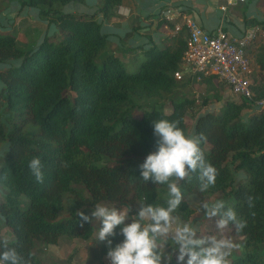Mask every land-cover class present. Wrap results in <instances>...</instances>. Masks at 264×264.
I'll use <instances>...</instances> for the list:
<instances>
[{
  "label": "trees",
  "instance_id": "obj_1",
  "mask_svg": "<svg viewBox=\"0 0 264 264\" xmlns=\"http://www.w3.org/2000/svg\"><path fill=\"white\" fill-rule=\"evenodd\" d=\"M7 1L19 9L37 10L41 20L58 29L25 50L14 34L0 26V64H6L0 67V144H6L0 159L4 190L0 217L13 233L9 246L17 247L31 264H45L35 251L37 241L49 245L62 236L89 239L93 235L92 223L81 226L79 211L90 214L87 208L103 200L127 202L132 214L141 203L167 207V186L145 182L138 165L155 150L154 120L177 121L189 135L186 115L197 100L177 90L198 85L203 94L200 105L222 102L217 110L198 114L192 129L193 136L206 137L200 147L218 176L206 192L199 190L198 173L180 181L183 200L173 216L190 220L195 212L186 200L190 193L203 199L221 193L225 206L218 217L232 208L238 219L247 222L239 232L232 222L226 228L243 237L242 251L228 264H264V109L242 114L254 108V100L264 98V39L247 48L260 70L251 77L254 99L236 101L223 97L227 85L213 74L174 77L181 68L185 30L167 36L162 48L151 43L137 69L128 72L126 62L109 52L107 36L95 19L98 13L106 20L116 18L122 0H99L92 14L61 10L68 3L86 0ZM259 24L264 28V22ZM256 42L259 45L252 51ZM14 59L20 63H8ZM146 98L157 102L145 109ZM34 157L43 164V183L29 168ZM235 171L245 173L242 181L235 180ZM61 211L68 217L58 219ZM4 239L0 222V241ZM111 239L114 247L124 238ZM107 250L102 242L96 264H104Z\"/></svg>",
  "mask_w": 264,
  "mask_h": 264
},
{
  "label": "clouds",
  "instance_id": "obj_2",
  "mask_svg": "<svg viewBox=\"0 0 264 264\" xmlns=\"http://www.w3.org/2000/svg\"><path fill=\"white\" fill-rule=\"evenodd\" d=\"M152 123L153 135L156 137L155 150L138 167L145 182L151 180L154 184L167 186V207L141 203L131 222L126 223L131 205L117 207L97 203L90 214L82 211L77 213L81 218V226L83 223H92L93 220L99 222L96 239L106 243L109 264H161L158 241L169 235L179 246L176 257L178 262H183L187 256L186 264H228L227 257L235 247L231 239L217 236L196 238V230L188 224L173 229L174 221L179 219L173 213L183 200L179 182L186 178L191 179L192 173H198L201 192H206L216 183L218 170L205 159L200 147L201 141L206 140V137L202 133L199 136L187 135L177 121L159 119ZM29 168L36 181L43 183V164L40 157L32 158ZM252 199L248 197L250 202ZM224 206L223 200L203 204L209 217L220 214ZM249 206L253 205L250 203ZM230 222L235 225L237 232L247 226L245 220L238 219L236 212L228 208L216 222V227L226 229ZM117 235L124 239L113 247L111 238ZM0 248V264H31L30 259L21 255L17 247L9 246L7 239L0 241ZM168 259L170 261L171 257Z\"/></svg>",
  "mask_w": 264,
  "mask_h": 264
},
{
  "label": "crops",
  "instance_id": "obj_3",
  "mask_svg": "<svg viewBox=\"0 0 264 264\" xmlns=\"http://www.w3.org/2000/svg\"><path fill=\"white\" fill-rule=\"evenodd\" d=\"M167 5L177 7L209 32H214L221 27L233 36H240L249 26L264 22V0H244L243 2L231 0L230 4L227 0H122L117 8L116 18L106 20L100 13L95 15V19L101 25L102 33L107 36L109 52L118 54L123 61L129 63L132 59L133 61L138 60L140 55H143V50L149 48L151 43L159 48L164 47L165 38L173 35L172 30L160 20L159 16ZM65 6L63 10L61 9L64 13L92 14L97 10L99 0H86L83 3L71 2ZM221 6H225L226 10H221ZM31 9H19L10 1L0 0L1 30L14 34L16 26L24 19L31 18L30 22L40 19L37 18L36 13L30 11ZM29 12L33 16H28ZM43 22L46 23L40 19L39 23L44 25ZM43 36L44 32H41L36 41L34 40L35 46ZM258 45L259 43L256 42L251 47L252 51H256ZM105 54L106 52L103 55ZM16 63V60L9 61V64L15 65ZM3 65L0 64V67ZM258 71L260 70L257 69ZM1 86L0 82V89ZM223 97L237 99L231 95L227 86L224 88ZM221 104L222 102H214L215 110ZM253 111L256 110L250 109V112Z\"/></svg>",
  "mask_w": 264,
  "mask_h": 264
},
{
  "label": "rangeland",
  "instance_id": "obj_4",
  "mask_svg": "<svg viewBox=\"0 0 264 264\" xmlns=\"http://www.w3.org/2000/svg\"><path fill=\"white\" fill-rule=\"evenodd\" d=\"M64 6L61 7L62 10L65 7H69V6H65V7ZM27 9H31V8H27ZM30 11L36 13L37 18L39 17L36 10L31 9ZM28 16H33V15L31 12H29ZM29 19L32 20L31 18H26L23 20L21 24L16 26L15 28L16 32L14 33V35L17 37V41H18L17 43L20 46H22L25 50H29L35 47L34 45L35 41L41 32H44V34L48 33L49 36H53L58 33V29L54 24L48 26L47 23L43 22L44 25H42L39 23L40 19H38L37 21L34 20L32 22H30ZM144 58H145L144 55L142 56L140 55L138 60L135 61H133V59L130 60L129 63L125 64L126 70L128 72H134L137 69L138 63ZM14 60H16L17 62L15 65L20 63L19 59H14ZM4 65L6 66V64ZM4 65L2 67H4ZM257 69L258 67L255 64V61H252L251 63L252 78H254L255 75L258 73ZM200 90L201 89L198 87V85H193L191 87L185 85L177 90L178 94L181 93L187 96L188 98H195L197 100V103L187 112L186 115V122L188 123L189 126V135H192L193 124L198 114L206 111L207 109L210 110L216 109V106L213 105V102H210L212 104L208 103L205 106L200 105V103L203 100V94ZM237 99L235 100L237 101L240 100V98ZM153 102H157V99L146 98L145 100L142 101V106L145 109H149L152 106ZM251 109L253 110V108ZM248 112H250V109H244L243 115L246 116ZM136 114L139 115L140 111H136ZM5 149H6V144L5 143L0 144V159L4 155ZM244 176L245 173L243 171L234 172V177L236 181H242L244 179ZM3 192L4 190L0 186V199L2 198ZM186 200L190 203L192 207L195 208V212L192 214L188 222H183L180 220L174 221L173 229L177 226L188 224L196 230V238L217 236L218 238L231 239L235 244V247L230 250V253L227 257L228 262L230 260V257H234L242 251L243 237L232 235L227 231V229H223V230L218 229L216 227V222L220 219L218 215L215 217H209L206 214V210L203 208L204 203L212 204L219 200H225L224 196L221 193H216L209 198L203 199L199 194L193 192L186 196ZM99 203L107 206H117V207H124L126 205H129L127 202L114 203L108 200H103ZM24 205H27V203H25ZM93 208L94 207L92 208L89 207L87 209L91 212ZM134 209L138 210L139 207L135 205ZM134 214L129 213V219L126 220V223L131 221V218ZM67 217H68L67 212L61 211L58 219H64ZM0 222H1V234L3 238L10 240L13 236L12 230L6 224H4L1 217H0ZM92 224L95 231L89 239H82L79 237L69 238L66 236H62L59 238L57 244H49V245L37 241L35 251L42 259V262L45 264H96L100 259V245L102 242L96 239L97 231L100 226L99 222L93 220ZM164 241H169V242L164 245L163 244ZM158 243H159V247L162 248L161 264H186L188 258L187 256H185V260L183 262L177 261L176 257L179 254L178 253L179 246L173 242L171 235H169L168 237H162L160 241H158ZM169 257H171L170 261L168 259Z\"/></svg>",
  "mask_w": 264,
  "mask_h": 264
},
{
  "label": "built area",
  "instance_id": "obj_5",
  "mask_svg": "<svg viewBox=\"0 0 264 264\" xmlns=\"http://www.w3.org/2000/svg\"><path fill=\"white\" fill-rule=\"evenodd\" d=\"M243 2L244 0H239ZM230 4L231 0H227ZM225 11L226 7L221 6ZM165 25L172 24V34L185 30V50L181 68L174 73L177 80L185 75H215L229 88L233 97L254 99L251 79L252 58L247 52L249 45L264 39V28L259 24L249 26L240 36H233L219 27L214 32L201 28L192 18L175 6L167 5L160 12ZM254 110L264 109V98L254 100ZM104 264H109L106 256Z\"/></svg>",
  "mask_w": 264,
  "mask_h": 264
}]
</instances>
